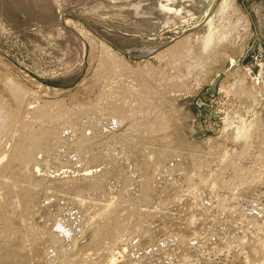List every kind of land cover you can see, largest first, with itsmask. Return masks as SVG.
<instances>
[{"label":"rangeland","instance_id":"rangeland-1","mask_svg":"<svg viewBox=\"0 0 264 264\" xmlns=\"http://www.w3.org/2000/svg\"><path fill=\"white\" fill-rule=\"evenodd\" d=\"M228 1L0 0V264H264V0Z\"/></svg>","mask_w":264,"mask_h":264},{"label":"bare ground","instance_id":"bare-ground-1","mask_svg":"<svg viewBox=\"0 0 264 264\" xmlns=\"http://www.w3.org/2000/svg\"><path fill=\"white\" fill-rule=\"evenodd\" d=\"M229 1H230V0H229ZM229 1H228V2H229ZM225 5H226V2H225ZM161 8H163V10H162V9H161V10H162L163 13H164V11H165V10H164V7L162 6ZM224 9H225V8H224ZM159 11H160V10H159ZM220 11H221V10H220ZM160 12H161V11H160ZM217 15H218V14H217ZM234 15H235V14H234ZM232 16H233V15H232ZM230 18H231V17H230ZM241 18H242V17H241ZM238 21H239V20H238ZM212 22H213V21H212ZM212 22H211V23H212ZM218 24H219V23H218ZM231 24H232V23H231ZM237 24H238V23H237ZM211 25H212V24H211ZM223 27H224V26H223ZM224 29H225V28H224ZM236 29H237V28H236ZM219 30H220V29H219ZM213 32H214V31H213ZM225 32H226V31H225ZM81 33H82V32H81ZM213 34H214V33H213ZM207 35H208V33H207ZM210 35H211V34H210ZM197 36H198V35H197ZM217 36H218V35H217ZM222 37H223V36H222ZM222 37H221V38H222ZM228 37H229V36H228ZM226 39H227V38H226ZM185 40H186V39H185ZM188 40H189V39H188ZM199 41H200V40H199ZM213 42H214L213 39H211L209 35H208V37H205V38L203 37V38H201V45H200L201 48H199V50H197L198 52H196V50H195L196 47H193V48H195V49H192V48L190 47V48L188 49V51H187V54H188V55H187V54H186V55L188 56V58H191L190 56L194 55V53H193L194 51H195L196 54L198 53L197 55H201V54H202V55H203V54L205 55V53H207L208 51H211V50H209V49L212 47V45H213L212 43H213ZM217 42L219 43V41H217ZM186 43H187V42H186ZM218 43H217L216 46H218ZM91 44H92V43H91ZM182 44H183V43H182ZM211 44H212V45H211ZM210 46H211V47H210ZM213 46H214V45H213ZM216 46H215V47H216ZM94 48H95V47H94ZM98 48H99V47H98ZM219 48H220V47H219ZM173 49H174V48H173ZM175 49H176V48H175ZM171 50H172V49H171ZM214 50H215V48H214ZM109 52H110V51H109ZM143 52H144V51H143ZM199 52H200V53H199ZM211 52H212V51H211ZM179 53H180V52H179ZM141 54H142V53H141ZM214 54H215V53H214ZM189 55H190V56H189ZM181 56H182V55H181ZM187 56H184V57L186 58ZM221 56H222V55H221ZM110 57H111V56H110ZM166 57H167V56H166ZM192 57H193V56H192ZM197 57H198V56H197ZM201 57H202V56H201ZM182 58H183V57H182ZM185 58H184V60L187 59V58H186V59H185ZM213 58H214V57H213ZM180 59H181V58H180ZM113 60H114V59H113ZM115 60H116V59H115ZM153 60H154V59H153ZM174 60H175V59H174ZM187 60H189V59H187ZM116 61H117V60H116ZM178 61H179V60H178ZM195 61H196V59H195ZM195 61H192V60L187 61L188 63H190V65L187 64L189 67L186 65V66L188 67V69H189L188 72H190V71L192 70L191 68L195 65V63H198V61H197V62H195ZM182 62H183V60H182ZM201 62H202V61H201ZM185 63H186V62H185ZM116 64H119V63H116ZM116 64L113 65V63H112V66L115 67V68H119V67H120V66H119L120 64H119V65H116ZM175 64H176V63H175ZM179 64H180V63H179ZM145 65H146V64H145ZM177 65H178V64H176L175 66H177ZM199 65H200V64H199ZM112 66H111V67H112ZM175 66L173 65L174 68H175ZM111 67H110V68H111ZM165 67H166V66H165ZM173 67H172V68H173ZM182 67H183V66H182ZM200 67H201V66H200ZM177 68H178V67H177ZM177 68H176V69H177ZM179 68H180V67H179ZM195 68H196V67H194V69H195ZM197 68H199V66H197ZM197 68H196V69H197ZM201 68H202V67H201ZM201 68H200V69H201ZM203 68H204V67H203ZM120 69H121V70H120ZM120 69H119V71H122V70H123L122 68H120ZM169 69H170V68H169ZM169 69H168V70H169ZM196 69H195V70H196ZM111 70H113V69L111 68ZM115 70H116V69H115ZM117 70H118V69H117ZM117 70H116V71H117ZM173 70H175V69H173ZM186 70H187V69H186ZM205 70H206V69H205ZM116 71H115V72H116ZM123 71H124V70H123ZM125 71H126V69H125ZM125 71H124V72H125ZM127 71H129V70L127 69ZM152 71H153V70H152ZM171 71H172V70H171ZM179 71H180V69H179ZM107 72H108V71H107ZM109 72H110V70H109ZM109 72H108V73H109ZM111 72H112V71H111ZM111 72H110V73H111ZM130 72H131V71H130ZM130 72H129V74H130V78H132V77H131L132 74H131ZM159 72H160V71H159ZM166 72H167V71H166ZM196 72H197V71H196ZM110 73H109V76L112 74V73H111V74H110ZM126 73H128V72H126ZM136 73L138 74V72H136ZM141 73H142V72H140L139 75L136 74L137 76L135 75V73H133L135 76L133 75L132 80H133L134 78H135V80L138 79L137 77H140L139 79L142 80L143 77H146V75L144 76V75L141 74ZM147 73H148V72H147ZM147 73H146V74H147ZM162 73H163V72H162ZM191 73H192V72H191ZM122 74H124V73L122 72ZM150 74H151V73H150ZM155 74H156V73H155ZM177 74H178V73H176V72L174 73V71H173V73H172L169 77H167V78L165 79L166 82L168 83V86L170 85V87H171V86L176 82V75H177ZM186 74H187V73H186ZM188 74H189V73H188ZM188 74H187V75H188ZM112 75H113V74H112ZM140 75H143V76L141 77ZM153 75H154V73H153ZM165 75H166V74H165ZM117 76H118V75H116V79H117ZM121 76H122V75H121ZM121 76H120V77H121ZM125 76H126V75H124V77H125ZM150 76H151V75H150ZM159 76H161V75H159ZM178 76H179V74H178ZM178 76H177V77H178ZM180 76H182V75L180 74ZM180 76H179V77H180ZM184 76H185V74H184ZM189 76H190V75H189ZM100 77H101V76H100ZM106 77H107V76H106ZM111 77H112V76H111ZM122 77H123V76H122ZM147 77H148V76H147ZM156 77H157V76H156ZM161 77H162V76H161ZM161 77H160V78H161ZM186 77H187V76H186ZM191 77H192V76H191ZM193 77H194V76H193ZM126 78H127V77H126ZM152 78H153V77H151V79H152ZM160 78H159V79H160ZM164 78H165V77H164ZM164 78H163V79H164ZM102 79H103V76H102ZM116 79H115V80H116ZM128 79H129V78H128ZM139 79L136 80V82H138ZM146 79H148V78H145V81H146ZM149 79H150V78H149ZM163 79H162V81H163ZM107 80H109V79H107ZM112 80H113V79H112ZM117 80H118V79H117ZM122 80H123V79H122ZM135 80H134V81H135ZM160 80H161V79H160ZM160 80H158V82H159ZM165 80H164V84H165ZM178 80H179L180 85L182 84L181 82L184 81V79L182 80L181 77H180L179 79H177V86H178ZM180 80H182V81L180 82ZM109 81H110V80H109ZM109 81H108V82H109ZM145 81L143 80V82H145ZM147 81H148V80H147ZM153 81H154V80H153ZM153 81H152V82H153ZM129 82H130V81H129ZM132 82H133V81H132ZM132 82H131V83H132ZM140 82H141V81H140ZM140 82H139V83H140ZM150 82H151V81H150ZM184 82H185V81H184ZM190 82H191V81H190ZM109 83H110V82H109ZM111 83H112V82H111ZM111 83H110V84H111ZM154 83H155V82H154ZM156 83H157V82H156ZM121 84H122V83H121ZM136 84H137V83H136ZM141 84H142V83H141ZM144 84H145L144 86L142 85L143 87L146 86V83H144ZM148 84H149V83H148ZM157 84H158V83H157ZM160 84H161V83H159L158 85H160ZM164 84L162 85V87H164V89H165V86H166V88H167V85L165 84V86H164ZM118 85H119V84H118ZM123 85H124V84H123ZM132 85H133V84H132ZM139 85H140V84H139ZM149 85H151V84H149ZM155 85H156V84H155ZM155 85H154V86H155ZM175 85H176V84H175ZM183 85H184V84H183ZM152 86H153V85H152ZM173 86H174V85H173ZM177 86H176V87H177ZM121 87H123V86H121ZM126 87H128V85H127ZM146 87H148V86H146ZM159 87H160V86H159ZM162 87H160V88H162ZM116 88H117V90H118V89H122L121 91L123 92V94L127 91V89L125 90V88H124L125 91H123V88H119L118 86H116ZM149 88H150V87H149ZM157 88H158V87H156V89H157ZM180 88H181V87H180ZM129 89H130V87H128V91H127V92H129V91L132 92V91H133L132 87H131L132 91L129 90ZM135 89H136V88H135ZM162 89H163V88H162ZM164 89H163V90H164ZM239 89H240V88H239ZM139 90H140V89H139ZM145 90H147V92L150 93V91L148 90V88L145 89ZM13 92L16 93L17 91H16V90H15V91L13 90ZM113 92H115V91H113ZM116 92H117V91H116ZM122 92H121V94H122ZM127 92H126V93H127ZM136 92H138V91L136 90ZM136 92H135V90H134L132 93H136ZM143 92H144V91H143ZM147 92H146V93H147ZM156 92H157V90H156ZM160 92H161V91H160ZM118 93H119V91H118ZM118 93H117V94H118ZM180 93H181V92H180ZM115 94H116V93H115ZM119 94H120V93H119ZM137 94H138V93H137ZM155 94H156V93H155ZM157 94H158V92H157ZM159 94H160V93H159ZM124 95H125V94H124ZM131 95L133 96V95H135V94H131ZM138 95H139V94H138ZM143 95H144V93H143ZM150 95H151V94H150ZM122 96H123V95H122ZM122 96H121V97H122ZM125 96H126V95H125ZM127 96H130V94L127 93ZM132 96H130V97H131V98L135 97V96H133V97H132ZM136 96H137V95H136ZM144 96H146V95H144ZM147 96H148V94H147ZM154 96H155V95H154ZM155 97H156V96H155ZM124 98H125V97H124ZM144 98H145V97H144ZM128 99H129V98H128ZM145 99H147V98H145ZM149 100H150V99H149ZM158 100H159V99H158ZM99 102H100V101H99ZM121 102H122V104H123V101H120L119 103H121ZM100 103L102 104V102H100ZM100 103H98L97 105L99 106ZM104 103H105V102H104ZM109 104H110V105H109ZM109 104H108L109 106L107 105L109 108H110V106L113 107V106H112L113 103L111 104L110 101H109ZM117 104H118V103H116V105H117ZM105 105H106V104H105ZM116 105L114 104V106H116ZM129 105H130V104H129ZM151 105H153V104H150L149 107H150ZM120 106H122V105H120ZM120 106H118V108H119ZM153 106H154V105H153ZM102 107H103V106H102ZM108 107H105V109H106V108L109 109ZM130 107L132 108V106H130ZM115 108H116V110H117V106H116V107L112 108V111H111V108H110V109L108 110V113L111 111L112 114L115 113L114 115H117V117L120 118L119 113H120L121 110L114 111ZM121 108H123V106H122ZM154 108H155V107H154ZM98 109H100V108H98ZM107 109L104 110V112H105V111L107 112ZM102 110H103V109H102ZM125 110H126L125 108L122 109V111H125ZM113 111H114V112H113ZM141 111H142V110H141ZM97 112H98V111H95V113H97ZM117 112H119V113H117ZM129 112H130L129 114H133L132 111H129ZM14 113H15V112H14ZM95 113H94V114H95ZM98 113H100V110H99ZM98 113H97V114H98ZM108 113H107V114H108ZM116 113H117V114H116ZM97 114H95V117L97 116ZM101 114H102V112H101ZM103 114H104V113H103ZM107 114H106V115H107ZM110 114H111V113H109V115H110ZM112 114H111V115H112ZM98 115H100V114H98ZM100 116H101V115H100ZM100 116H99V117L97 116V117L100 118ZM107 116H108V115H107ZM107 116H105V117L107 118ZM127 116H128V118H129V115L126 114L123 118H120V119H123V120H124L125 118H127ZM6 117H7L6 114L0 117V124H2V123L5 124L4 120L6 119ZM98 118H97V119H98ZM101 118L103 119V116H102ZM159 118H160V117H159ZM102 119H101V120H102ZM120 119H119V120H120ZM101 120L99 119V122H100ZM103 120H104V119H103ZM103 120H102V121H103ZM119 120H117L118 123L120 122ZM158 120H159V119H158ZM158 120H157V121H158ZM97 121H98V120H97ZM239 121H240V120H239ZM100 123H101V122H100ZM102 123H105V122H102ZM100 127H101V125H100ZM100 127H99V128H100ZM162 127H163V129H164V128H166V125H165L164 123L161 122V127H160V128H162ZM102 129H103V128H100L99 130L102 131ZM257 130H258V129H257ZM259 131H260V130H259ZM257 132H258V131H257ZM258 133H259V132H258ZM263 134H264V133H263ZM263 134H262V136H263ZM253 135H254V134H253ZM260 136H261V135H260ZM260 138H261V137H260ZM263 138H264V137H263ZM251 140H252V139H251ZM262 141H263V140H262ZM253 143H254V142H253ZM260 143H261V142H260ZM36 144H39V143H36ZM255 145H256V143H255ZM250 146H251V145H250ZM251 147H252V146H251ZM252 148H253V147H252ZM258 150H259V149H258ZM258 150H257V151H258ZM260 150H261V149H260ZM253 151H254V150H253ZM15 152H16V156H19L20 158H21V156L23 155V152H22V153L19 152V142H17V144H16V146H15ZM21 154H22V155H21ZM257 154H258V153H257ZM259 155L262 156V154H259ZM259 157H260V156H259ZM263 157H264V156H263ZM18 159H19V158H18ZM260 159H261V158H260ZM262 159H264V158H262ZM262 159H261L260 161H262ZM263 161H264V160H263ZM203 162H204V161H203ZM209 163H210V162H209ZM262 166H263V165H262ZM263 168H264V166H263ZM258 169H260V167H259ZM240 170H241V169H240ZM261 170H262V169H261ZM263 170H264V169H263ZM263 170H262V171H263ZM259 171H260V170H259ZM260 172H261V171H260ZM240 173H241V172H240ZM85 177H86V176H85ZM188 178H189V177H188ZM192 180H193V179H192ZM260 187H261V186H260ZM110 264H111V263H110Z\"/></svg>","mask_w":264,"mask_h":264}]
</instances>
